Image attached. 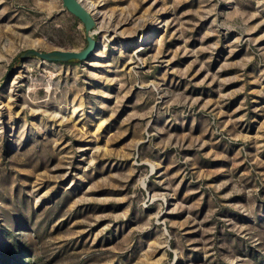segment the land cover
Masks as SVG:
<instances>
[{
	"label": "rangeland",
	"instance_id": "1",
	"mask_svg": "<svg viewBox=\"0 0 264 264\" xmlns=\"http://www.w3.org/2000/svg\"><path fill=\"white\" fill-rule=\"evenodd\" d=\"M92 1L0 0V264H264V0Z\"/></svg>",
	"mask_w": 264,
	"mask_h": 264
},
{
	"label": "water",
	"instance_id": "2",
	"mask_svg": "<svg viewBox=\"0 0 264 264\" xmlns=\"http://www.w3.org/2000/svg\"><path fill=\"white\" fill-rule=\"evenodd\" d=\"M61 2L64 8L82 22L86 32V45L80 50L53 49L49 51H40L29 48L21 53L20 58L22 61L26 57L33 55L49 61H67L70 59L85 60L88 59L96 49L97 41L92 35L96 20L91 12L80 0H61Z\"/></svg>",
	"mask_w": 264,
	"mask_h": 264
},
{
	"label": "bare ground",
	"instance_id": "3",
	"mask_svg": "<svg viewBox=\"0 0 264 264\" xmlns=\"http://www.w3.org/2000/svg\"><path fill=\"white\" fill-rule=\"evenodd\" d=\"M80 1H81V0H80ZM85 5H86L85 7H86L88 10H92V9H94V8H93V7H94V2H93L92 0L87 1Z\"/></svg>",
	"mask_w": 264,
	"mask_h": 264
}]
</instances>
